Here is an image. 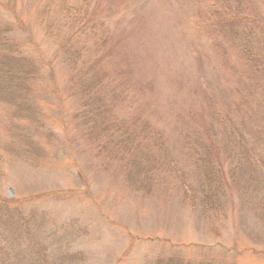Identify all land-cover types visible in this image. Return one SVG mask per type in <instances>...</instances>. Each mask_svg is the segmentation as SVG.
I'll return each mask as SVG.
<instances>
[{
	"label": "rangeland",
	"instance_id": "374dc122",
	"mask_svg": "<svg viewBox=\"0 0 264 264\" xmlns=\"http://www.w3.org/2000/svg\"><path fill=\"white\" fill-rule=\"evenodd\" d=\"M240 1L259 72L233 0H0V69L23 72L0 82V264H264V0ZM75 57L104 82L92 103L162 134L139 186L120 135L80 120Z\"/></svg>",
	"mask_w": 264,
	"mask_h": 264
},
{
	"label": "trees",
	"instance_id": "16d2710c",
	"mask_svg": "<svg viewBox=\"0 0 264 264\" xmlns=\"http://www.w3.org/2000/svg\"><path fill=\"white\" fill-rule=\"evenodd\" d=\"M234 3L229 4L231 6L226 5L224 3L225 8L229 10V13L232 12L233 21L232 25V35L234 42L236 41V45L238 46L241 55L243 64L246 67H249L253 72H259L263 69L261 58L256 55L254 52L252 45L254 42L258 40L259 29L254 26L244 28L243 24L250 21L251 18L248 14L243 15L242 12L245 11L244 3L240 0H233ZM220 6L219 4H215ZM218 10V8H217ZM254 21V20H252ZM260 23L259 20L257 22ZM77 57L73 58L70 61L72 66V75L71 82L72 85L76 87V91L79 95L80 106L82 111L79 112L80 120L84 122V125H87L88 133L95 132V136H105L110 135L113 136L118 133L119 140L115 142V148L118 150L119 145L123 144L122 154H133V158H130V162L127 165L130 166V180L131 184L139 186L142 179H151L153 176V172L161 167L160 160L161 154L163 152V144H162V134L159 130L149 131L145 124H141L140 128L137 129V132L131 131L127 126L123 124L119 119H111V115L106 114L105 105H97L92 103V101L100 97L101 92L104 90V82L102 81V77L94 73H89L87 68L82 69L79 72L78 69L73 68L74 63L76 62ZM80 61V60H79ZM80 64L81 61H80ZM83 64L90 66V64H86L83 61ZM27 66V64H25ZM22 73L20 71H15L13 69L2 68L0 69V82L9 83L14 87H22V83H19L20 78L22 77ZM32 80V76L29 75ZM252 97L249 95L243 99V105L236 106V112H239L238 107H242V111L248 109V105ZM217 121L219 124L221 122L222 126H225V121L221 119L219 115H213V121ZM117 136V137H118ZM113 140V139H112ZM187 142H184L186 145ZM142 144V146H141ZM192 149L195 150V147L191 146ZM140 151V152H138ZM208 154L199 160H202L204 169L202 170L201 178L206 177V180L212 179V183L215 186V190L211 193L207 194V198L210 199L211 203L214 202V196L217 195V190L220 187V182L218 180L217 171H214L211 167V162L208 160ZM210 165V166H209ZM142 177L141 179H139ZM140 180V182H139ZM209 184V185H211ZM188 198V196H186ZM6 203V202H5ZM4 203V204H5ZM3 204V205H4Z\"/></svg>",
	"mask_w": 264,
	"mask_h": 264
}]
</instances>
